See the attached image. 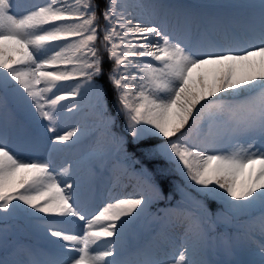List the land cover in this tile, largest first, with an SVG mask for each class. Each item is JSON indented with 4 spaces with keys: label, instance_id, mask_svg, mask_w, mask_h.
<instances>
[{
    "label": "snow or ice",
    "instance_id": "1",
    "mask_svg": "<svg viewBox=\"0 0 264 264\" xmlns=\"http://www.w3.org/2000/svg\"><path fill=\"white\" fill-rule=\"evenodd\" d=\"M42 0L25 13L0 0V104L11 101L52 133L51 142L79 143L88 129L58 132L69 99L88 100L95 118L94 163L115 156L140 162L126 149L159 138L146 156H163L204 200L221 201L245 219L235 264H264V0L245 9L242 34L224 40L193 32L189 13L170 0ZM105 22L101 27L100 20ZM99 41V46L97 44ZM111 64L105 71L104 55ZM114 92L109 107L102 78ZM71 82V83H70ZM124 119V134L116 130ZM150 189L99 203L82 199L71 165L22 155L0 136V220L22 215L42 233L43 246L17 245L0 264H214L206 256L214 215L177 208L182 238L171 255L136 244L131 225L163 193L141 164ZM79 225V234H74ZM163 251V250H161Z\"/></svg>",
    "mask_w": 264,
    "mask_h": 264
},
{
    "label": "rangeland",
    "instance_id": "2",
    "mask_svg": "<svg viewBox=\"0 0 264 264\" xmlns=\"http://www.w3.org/2000/svg\"><path fill=\"white\" fill-rule=\"evenodd\" d=\"M41 2L42 0H15L18 5L16 11L25 13L32 5ZM128 2L133 3L135 0H128ZM170 2L181 6L182 11L189 13L188 23L193 32L199 31L206 38L224 40L234 32L242 34L245 9L240 6L255 3L256 0H170ZM200 5L210 9L208 20L202 25V15L194 16L196 7ZM62 103L66 105V108H73L74 104L82 106L80 110H73L71 113L65 109L63 117L58 122V132L61 133L76 126L92 130V134L82 136L79 143L72 145L71 142H68L67 145H61L51 142L52 133L44 127L46 122L33 119L23 108L11 101L5 102L0 108V136L6 138L17 151L26 157L41 160L50 158L57 170L71 165L73 175L80 181L82 199H90L93 203H99L109 195L124 198L139 192L146 195L150 194V189L143 179L130 172L126 165H118L114 155L105 158L102 162L92 163L87 159L88 153L96 146L95 142L99 138L98 134L93 133L96 122L91 109L83 107L90 101L77 98ZM124 172L129 174V178L126 176L121 178ZM182 210L185 213L196 212L187 203H183ZM183 223V216H159L157 218V231L145 246H149L152 251L158 254L166 252L171 255L177 249L182 238L183 230L180 225ZM30 226L33 234L45 240L42 233L31 221ZM141 226L139 219L129 227L128 235L133 241L134 235L141 229ZM79 232L80 227L77 225L74 234H79ZM233 243L240 244L242 242L236 241L235 237ZM25 245L38 247L45 244L28 243ZM217 250L225 256L224 258H228L229 262L231 259L238 261L242 258L238 249L234 252L226 244L221 243L216 248L213 242L206 256L201 257L198 254L196 258L209 259L214 264H221Z\"/></svg>",
    "mask_w": 264,
    "mask_h": 264
},
{
    "label": "trees",
    "instance_id": "3",
    "mask_svg": "<svg viewBox=\"0 0 264 264\" xmlns=\"http://www.w3.org/2000/svg\"><path fill=\"white\" fill-rule=\"evenodd\" d=\"M101 10L104 7L103 0H99ZM103 19L100 20V25L103 27ZM99 46V41H97ZM105 63V71L110 69L111 64L107 60V54L103 53ZM102 82L106 88V98L109 107L113 106L114 92L107 82V76L102 78ZM71 83V82H70ZM1 105V104H0ZM124 119L120 117L117 121L116 130L120 135L124 133L121 131L124 128ZM126 144L127 151L134 156V159L139 161V164H133L129 169L139 172L142 164L152 175L153 180L163 193L162 199H153L147 206L145 214L140 218L144 224L145 229L153 225L154 219L160 215L165 214L169 210L172 212L179 208L182 203H189L196 211L197 202L203 204L208 212L212 213L217 220V227L213 230V236H233L237 233L238 227L245 219V212L243 210H235V215H229V210L221 201L204 200L201 195H198L195 188L189 186L188 181L175 170L174 166L170 164L163 156H146L144 150L156 144L163 143L159 138L150 139L139 145L133 144L131 138L128 137ZM126 175V174H125ZM124 176V175H123ZM122 176V178H123ZM25 243H32L38 245L45 244L44 240L32 233L30 227V220L21 217L19 214L15 216L5 217L0 220V258H7L6 253L12 247L23 245Z\"/></svg>",
    "mask_w": 264,
    "mask_h": 264
}]
</instances>
